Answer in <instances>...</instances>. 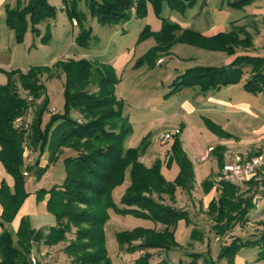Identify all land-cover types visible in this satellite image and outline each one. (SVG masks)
Segmentation results:
<instances>
[{"label": "trees", "instance_id": "1", "mask_svg": "<svg viewBox=\"0 0 264 264\" xmlns=\"http://www.w3.org/2000/svg\"><path fill=\"white\" fill-rule=\"evenodd\" d=\"M197 1L90 0L88 10L99 25H104L129 21L133 6L135 15L143 18L147 4L152 5L155 13L159 14L162 4L170 10L182 12L193 8ZM254 1L233 0L229 6L240 9ZM70 2L68 16L79 27L76 42L85 47L91 40L90 30L83 26L84 16L75 11V1ZM54 15V8L47 0H17L14 8L6 7L5 24L13 32L15 41L21 43L29 25L31 31L37 32V26ZM141 34V38L153 36L156 43L154 49L159 53L155 60L169 54L176 42L211 52H223L228 56H233L237 48H250L249 39H240L236 32L204 37L165 19H162L158 32L151 33L146 26ZM255 63L258 64L255 58L240 55L226 67L196 66L186 69L171 82L166 96L186 88L199 87L205 93L237 84L243 75L242 67ZM54 71L64 76L63 113L51 115L42 127V117L48 112L49 100L40 79L46 75L48 80H52L56 77ZM4 74L7 81L0 85V164L13 179V189L0 183V264H31L27 255L34 243L46 247L65 243L62 251L69 264H111L104 230L109 220V210L163 227L160 230L139 228L115 233L119 248H126L128 252H146L149 249L170 250L178 245L172 228L180 221L189 224V217L186 211L173 206L176 203L175 192L177 188L187 193L193 189V164L185 154L178 135L174 136L168 154V167L172 162L178 167V175L173 182L162 176L159 161L150 167L140 161L143 145L125 148L124 143L131 135V128L123 116V103L116 96L119 78L111 64L66 59L57 61L51 67L33 66L25 72L16 69ZM18 86L32 97L31 106L35 108L27 138L13 127V121L29 107L26 97L19 96ZM242 88L248 93L264 96V64L245 80ZM207 125L213 132L223 135L218 126L212 123ZM26 139L28 147L38 152L39 157L47 150V162L43 168L34 170L33 167H39L38 160L33 166L24 167L23 143ZM65 149L71 153L63 159L65 177L62 184L35 193L37 202L48 195L46 209L53 216L54 225L42 236L29 229L22 218L16 231V243H13L5 225L12 222L28 195L23 190L26 177L23 168H26L27 176L34 170L38 181ZM126 180L128 184L117 206L112 193ZM221 187L218 200L209 206L210 213L215 216L212 226L215 238L225 237L235 226L246 224L249 213L255 209L251 197L235 196L237 187L227 183H221ZM165 196L172 205L164 204ZM250 248H258L257 260H264V229L253 240L233 238L221 249L220 256L232 262L241 251ZM147 256L145 254L143 257ZM197 256L191 255L194 259L190 263L196 264Z\"/></svg>", "mask_w": 264, "mask_h": 264}, {"label": "rangeland", "instance_id": "2", "mask_svg": "<svg viewBox=\"0 0 264 264\" xmlns=\"http://www.w3.org/2000/svg\"><path fill=\"white\" fill-rule=\"evenodd\" d=\"M70 1L47 0V3L54 8V17L38 25L37 32L31 31L29 25L21 43H17L14 38V48L11 49L12 59L10 65L2 67L3 71L19 69L25 72L33 66L51 67L57 61L66 59H87L97 63L111 62L120 79L117 94L123 101V116L131 128V135L124 143L125 148H136L143 145L144 152L140 161L146 167H150L156 161H159L162 176L165 180L173 182L178 175V171H176L177 167L173 162L168 167L170 162L168 154L176 131H178L174 130L178 128L181 129V137L179 138L186 146L185 154L190 157L196 166V170H202L203 174L215 170L217 168L213 153L215 147L208 146V143L211 142L208 135L210 132L206 129L202 118H212L211 114L205 113L204 107L201 105L207 104L205 99L199 101L198 97L193 98L194 88L182 89L170 96H166V94L170 91L171 82L180 72H184L186 69L196 66L226 67L224 66L225 63L221 61L223 55L220 56L219 60H216L207 51L176 42L171 46L169 54L155 60L156 56L159 55L154 49L156 46L155 40L152 35L141 38V32L146 26L151 33L158 32L161 29L162 19L176 24H188L191 22L193 14L199 12L202 18L200 23H196L194 29L203 30L208 25L213 29L221 27L224 33L233 31L239 35L240 39H249L250 50L248 48L236 49L237 51L242 50L243 54L241 55H249L248 57L258 60V64H249L242 67V74H247L246 78H248L264 64L262 61L264 57H260L264 55V19L261 16L256 17L252 13L253 9L258 6L259 0H255L240 9L229 6V3L233 0H209V4L206 2L205 7L207 12L203 11L202 13L200 10L204 0H198L193 8L185 9L182 12L170 10L165 4H162L159 14L155 13L152 5L147 4L146 14L143 18L137 17L135 12L132 13L130 10L129 21L104 25H99L89 14L88 5L90 0H74L75 11L84 16L83 26L90 30L91 40L85 47L79 46L76 42L79 27L74 25L75 20L71 21L68 16V11L71 9ZM3 25V31L8 33V28L5 27V24ZM253 40H256V42L253 43ZM249 51H251L250 54H248ZM0 59L5 62L9 59V55L0 54ZM54 75L56 77L52 80H48L46 75H43L40 79L45 88V96L49 100L48 112H45L42 117V127L51 115L63 113L64 76L55 71ZM4 83L5 76L0 72V85ZM195 89L198 91L197 88ZM18 94L20 97H27L19 86ZM220 95L228 97L229 92L222 90ZM249 97L250 99L246 102L250 104L254 113L261 115V118L251 121L246 117L242 121L231 122L227 129L235 136L245 137V139L252 141V139H255V133H252L253 130L257 129L264 119V97L258 94L255 96L249 95ZM234 99L235 103H241L238 94H235ZM188 106L195 108L197 111L189 113ZM205 106L209 108L208 105ZM34 111L35 108L32 107L31 113L26 117L30 125ZM26 113L27 110L21 116H25ZM173 131L174 133H172ZM21 132L27 138L31 132L30 126L27 131L22 130ZM165 133H170L172 139L168 143L162 144L159 137ZM247 143L246 147H249L255 141H247ZM23 146H28V139L24 141ZM261 148V153L264 155V142ZM29 150L31 162L27 164L23 155L24 167L33 166L38 160L39 167H33L34 170L40 167L43 168L47 162V150L40 157L38 152H33L30 148ZM204 150L208 152L207 158L203 162H198ZM70 153L69 150H64L63 154L47 168L38 181L36 179L37 173L34 170L28 174V177H24V192L35 195L40 189H48L53 185L62 184L65 177L63 159ZM26 168H23V172L27 173ZM262 170H264V167ZM261 176L264 179L262 173ZM0 182L6 184L10 190L13 189V179L5 172L1 164ZM127 184L128 180L122 186L115 188L112 193L113 201L117 206H119L121 195ZM206 184V178L199 183V188L202 186L205 194L207 191ZM191 191L189 193L184 191L188 195V201L184 198V194H181V191L177 194L179 203H182L183 207H187L185 210H188V207L196 202L197 194L200 195L197 190L193 193ZM27 198H29V195L17 210V220L14 221L13 219L11 223L5 225V229L10 233L13 243H16L17 225L22 218L29 229L35 230L42 236L47 234L54 224V218L47 211L43 200L36 201V213H27L29 208L25 202ZM165 199L164 204H170L168 197L165 196ZM195 224H186L183 221L182 223L178 222L172 228L178 245L170 250L149 249L146 252L144 250L128 252L126 248H119L115 240V233L130 232L139 228L153 229L154 226H159V224L130 215H120L113 210H109V220L104 228L108 258L111 264H192L190 262L194 258L189 254H195L199 255L195 258L197 260L196 264H237L235 258L231 262L220 256L221 249L230 242H225L221 238L216 241L213 232L205 231L204 228ZM247 227L244 232L239 233L242 238H252L255 234L258 235L261 229H264V218L254 222L251 221V224ZM64 245L65 243L47 247L44 252H41L40 249L36 250L37 247L33 248L27 255L28 261L31 264H69L67 256L62 251ZM121 250L123 251L122 254ZM258 251V248L243 250L241 253L242 264H264V260H257ZM145 254L148 255L147 258L143 257Z\"/></svg>", "mask_w": 264, "mask_h": 264}, {"label": "crops", "instance_id": "3", "mask_svg": "<svg viewBox=\"0 0 264 264\" xmlns=\"http://www.w3.org/2000/svg\"><path fill=\"white\" fill-rule=\"evenodd\" d=\"M16 1L17 0H0V54L1 55H4V54L9 55V59L6 60L5 62H2L3 59H0V72L3 74H4V72L12 71V70H9V71L3 72L4 69L2 67H6L5 65H10V61L12 59L11 49L14 48V34H13V32L9 29H8L9 30L8 33H5L3 31V26H4L3 24H5V9H6V7H10V8L15 7ZM206 2L209 4V0H204L203 6L201 7V10H200L201 13L203 11L207 12V10L205 9V7L207 5ZM257 4H258V6H256L253 9L252 13H254V15H256V17L261 16V17H263L262 19H264V0H259V2ZM201 18L202 17L199 14V12H196L195 14H193V16L191 18V22H189L188 24L178 23V25L181 27V29H188V30L197 31V32L201 33L200 35H202L204 37H212V36L216 35V33L217 34L224 33L223 29L221 27H219L218 29H213V27H211L209 25L207 26V28H205L203 30L194 29V26L197 25L196 23H200ZM199 26H201V25L199 24ZM5 27H7L6 24H5ZM5 35H6V37H5ZM3 36H4V38H3ZM256 37H258V36H256ZM255 42H256V40H253V43H255ZM198 49H201V48H198ZM250 49L251 48H248V50H250ZM201 50H204V49H201ZM204 51H207V50H204ZM207 52L211 53L210 56H212V58L216 59V60H219L220 56L223 55L221 57V61H223V63H225L224 66H227L228 64H230L236 56H240L241 54H243L242 50H238V51L236 50V52L233 56H228L223 52H211V51H207ZM250 53H251V51H249L248 54H250ZM247 56H249V55H247ZM260 57H264V55L260 56ZM1 63H3V64H1ZM109 64H111L113 66V64L111 62H109ZM203 67H207V66H203ZM208 67H212V66H208ZM181 73H183V72H180L178 75H180ZM4 76H5V83H6L7 78H6L5 74H4ZM246 77H247V74H243L239 83L234 84V85L223 86L217 90H209L205 93L201 92L199 87H194V89H193V98L198 97L199 101H202L203 99H205L207 104H205V103L201 104L204 107V108L203 107H201V108L204 109L205 113H209L212 115V118H205V117H202V118L204 120L206 129L209 130V132H210L208 135H209V139L211 142L208 143L209 144L208 146L215 147V150L213 152L214 153V160H215V163L217 162L218 166L214 163L217 168H215V170H211L210 172H206V174H203L202 170H198V171L196 170V166L194 165V163L192 162L190 157H188L189 160L193 164V172H194V184H193V189H192L191 193H193L195 190H197L200 195L197 194L198 198H197V200L195 199L196 202L194 204H192L190 207H188V210H185L187 207L186 206L183 207L182 206L183 204L179 203V201L177 199V194L179 191H181V194L182 193L184 194V198H186V200L188 199V195H186L185 192L182 191L181 189L177 188L176 192H175L176 203L173 206L175 208L182 209V210L186 211L188 213L189 223L195 224V222H196L195 225L201 226L202 228L205 229V231H209V232L211 231L212 232V226L215 224V219H214L215 216L210 213L209 206H210L211 202L218 200L219 195L222 191V187H221V183L214 182V180L212 178H214L215 173L217 171H219V169L221 168V166L223 164V160H222L223 151H225L227 149L234 150L237 152H247V151L251 152L252 151L251 153H256L253 151H257V152L261 153V151H262L261 145L264 142V119L262 120V124L257 129L253 130L252 133H255V139H252V141H255V143L251 144L252 146L249 145V147H246V145L248 144L247 141H249V142H252V141L245 139V137L242 138V137L235 136L232 132H230L227 129V127L231 124V122H234V121L239 122V121H242L243 119H246V117H248V119L251 121L261 118L260 117L261 115L254 113L251 110L252 107L250 106V104L248 102H246L247 100L250 99L249 95H251V96L256 95V94L248 93V92L243 90L242 83L245 82V80L247 79ZM119 82H120V79H119ZM118 85H119V83H118ZM118 85L116 86V96L118 99H120V97L117 94ZM195 88H197L198 91ZM186 89H188V88H186ZM190 89H192V88H190ZM222 90L229 92L228 97H225V95H223V96L220 95ZM235 94H238V96L241 98V103H235L234 102ZM258 95H262V94H258ZM120 100L122 101V99H120ZM186 103L187 102L185 101V104ZM205 105H208L209 108H206L207 106H205ZM187 108L189 109V113H192V112L194 113L195 111H197V110H195V108H193L191 106H188ZM208 123H212V124L218 126L219 129L222 131L223 135H220L218 133L213 132L208 127V125H207ZM176 130H178V131H176ZM174 131H176L175 135H178V137H181L180 136L181 129L177 128ZM174 131L172 133H174ZM224 135H228V136L225 137ZM180 141H181L182 148L185 152L186 146L181 139H180ZM208 146H207V148H208ZM207 155H208V152L206 150H204V153L200 157L206 156V158H207ZM198 169H199V167H198ZM176 171H178V167H177ZM261 172L264 175V170H262ZM205 178L207 179V182L208 181L210 182V183H207L205 185L207 188L206 194L204 193L205 191L203 192L202 186H200V188H199V183ZM227 184H230V183H227ZM230 185L237 187L234 184H230ZM126 186H125V188H126ZM252 188H253V182H252V180H249L246 183V187L244 189H240L237 187L238 192L235 194V196L237 197L239 195L240 197H249L250 198L251 197L250 192H251ZM45 190H47V189H45ZM28 195H29V198H27L25 201L29 206L27 213H36L35 212V210H36L35 195L32 193H30V194L28 193ZM47 199H48V195L45 196V198L43 200L44 206L46 205ZM1 212H2V207L0 206V215H1ZM17 218H18V216L16 215V217L14 218V221L17 220ZM19 218H21V217H19ZM262 218H264V204H262L258 209H253L249 213L248 222L246 224H244L243 226H240V225L235 226L234 229L230 233H228L225 237H222L221 239H223V241L228 242V243L233 238H238L241 240H253V239H255L257 237L256 236L257 234H255L254 237L252 236V238H242L239 235V233L241 231L244 232L248 228L247 226L251 224V221L254 222V221L262 219ZM182 222L183 221H180V223H182ZM18 225H19V223H18ZM162 228L163 227L161 225H159V226H154L153 229L160 230ZM230 237H232V238H230ZM219 238L220 237H216V238L214 237V239L216 241H218ZM60 244L62 245L64 243H60ZM33 248L34 249L36 248V250L40 249L41 252L42 251L44 252V249H47L46 246H43L41 244L40 245L35 244V243L32 244L31 251ZM122 253H123V251L121 250V254ZM241 253H242V251L240 252V254L238 256L235 257V263H237V264L243 263ZM189 255L191 256L193 254H189Z\"/></svg>", "mask_w": 264, "mask_h": 264}, {"label": "built area", "instance_id": "4", "mask_svg": "<svg viewBox=\"0 0 264 264\" xmlns=\"http://www.w3.org/2000/svg\"><path fill=\"white\" fill-rule=\"evenodd\" d=\"M131 12H135L134 6L131 7ZM73 24L76 25V22L74 21ZM26 100L29 104L26 115L19 116L13 121V127L16 130L27 131L29 129L30 123L26 117L31 113L33 99L27 96ZM171 139L172 135L170 133H165L159 137L162 144L168 143ZM25 146H23V155L28 164L31 162V158L29 157L30 150L28 146ZM205 160L206 156H203L198 159V162ZM222 160L223 164L213 180L216 183L234 184L240 189H244L246 183L252 180L253 188L250 192L251 203L255 209H258L264 203V184L261 176V171L264 167V155L262 153L237 152L227 149L222 153ZM23 175L27 176V173L24 171Z\"/></svg>", "mask_w": 264, "mask_h": 264}]
</instances>
